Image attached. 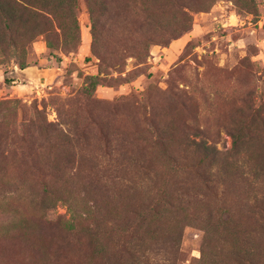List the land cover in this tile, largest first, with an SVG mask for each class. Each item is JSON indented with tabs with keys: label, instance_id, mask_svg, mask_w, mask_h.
<instances>
[{
	"label": "rangeland",
	"instance_id": "obj_1",
	"mask_svg": "<svg viewBox=\"0 0 264 264\" xmlns=\"http://www.w3.org/2000/svg\"><path fill=\"white\" fill-rule=\"evenodd\" d=\"M29 1L0 41V264L54 263L38 217L99 231L58 264H264V0Z\"/></svg>",
	"mask_w": 264,
	"mask_h": 264
},
{
	"label": "trees",
	"instance_id": "obj_2",
	"mask_svg": "<svg viewBox=\"0 0 264 264\" xmlns=\"http://www.w3.org/2000/svg\"><path fill=\"white\" fill-rule=\"evenodd\" d=\"M70 4V1L68 5ZM30 7L32 5L30 4L29 0H0V41L3 39V37L7 36L8 33L11 32V25L14 23L17 19H19L23 15L27 14H34V12L31 11ZM91 17H92V28H93V39L96 41V22L94 21L93 13L91 11ZM3 36V34H5ZM69 34L72 37L76 38V27L71 26L69 30ZM91 80H95V77H91ZM95 82L93 85H90V88L92 89L94 87ZM89 90V89H85ZM42 126L40 127L41 130ZM48 133L54 132V130L51 129V125H46V130ZM40 135V134H37ZM237 139V138H236ZM235 143V141H234ZM200 154L204 156V158L212 157L214 160L216 159V153L214 152V149H211L209 147L203 146V144H197V149ZM7 156L4 154V152L0 148V165L3 162H6ZM4 169H1L0 167V173H3ZM5 177V175L3 176ZM35 208H39L41 211L45 212L47 210H50L52 208V204L47 199V195H42L39 199L35 200ZM14 218H17L16 216ZM11 219V217H8L6 223H12L15 219ZM10 220V221H9ZM36 220V219H35ZM34 220H28L25 219L23 221H18L16 223L9 224L8 226H11L8 229V233L11 232V234L17 232V229L21 226L22 230H26L30 222H33ZM38 225L34 228H36L37 232H39L40 236H43L45 239L49 240V246L46 249L45 253L43 255L45 257L51 256L54 260L53 264H58V260L60 259V256L65 254V250H68L72 245L73 246H92L93 249H95V246L98 244V235L99 231L97 227H93L91 229L85 230V237L81 238L78 237L76 234H72V237H69L71 234L69 230L73 227V223H75V220H66L62 221L60 218H56L55 220H43L41 217H38L37 220ZM21 225H16V224ZM16 225V227H14ZM68 225V226H67ZM60 231H66L69 232L64 239L60 238L62 237ZM59 234V235H58ZM59 239H62L63 244L60 242L59 244H56V242L59 241ZM56 240V242H55ZM84 242V244H83ZM56 245L54 248L50 249ZM63 250V251H62ZM62 251V252H61ZM61 252V253H60ZM52 262V261H51Z\"/></svg>",
	"mask_w": 264,
	"mask_h": 264
}]
</instances>
